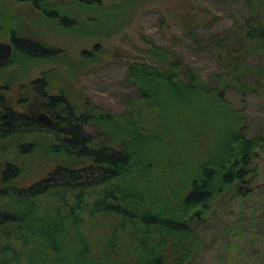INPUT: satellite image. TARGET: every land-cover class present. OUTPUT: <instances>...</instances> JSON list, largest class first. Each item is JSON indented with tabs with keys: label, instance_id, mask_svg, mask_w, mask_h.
Instances as JSON below:
<instances>
[{
	"label": "trees",
	"instance_id": "16d2710c",
	"mask_svg": "<svg viewBox=\"0 0 264 264\" xmlns=\"http://www.w3.org/2000/svg\"><path fill=\"white\" fill-rule=\"evenodd\" d=\"M72 1L84 6L101 4L100 0ZM221 1L240 4L245 14L234 19L223 34L214 33L205 40L204 49L220 67L219 73L207 79L196 66L176 61L165 47L152 44L147 52L154 63L136 61L128 67L127 81L137 96L124 99L125 110L119 115L101 114L99 109L81 112L64 94L49 95L44 77L32 86L46 100L50 124L13 113L0 94V159H5L0 201L25 205L19 213L0 209V264H38V255L44 264L46 256L51 264H72L75 254L89 258L104 245L110 244L111 249L119 245L118 239L134 243L135 255L146 257L142 264H168L159 251H166V244L177 246L178 240L191 238L194 231H189L186 221L164 213L171 205L164 195L181 192V203L175 206L190 209L192 218L201 223L215 196L235 183L248 184V176L258 175L254 162L257 152L264 151V130L251 135L246 109L229 102L226 92L240 95V104L247 95L264 98V0ZM11 41L13 57L43 59L56 54L14 33ZM81 56L90 53L82 51ZM90 125H98L95 136L86 129ZM23 138L29 141L20 144ZM38 138L46 143L35 142ZM201 144L203 159L197 155ZM182 146L187 148L183 154L189 166L183 167L188 170L184 176L190 178L189 187L183 190L182 181L175 180L165 183L162 191L156 189L163 167L162 162L156 165L151 160H165L168 166L173 155L185 164V157L173 152ZM55 155L82 165H57L25 188L11 183L21 172L13 158L37 160ZM159 198L161 216L152 213ZM106 226H111L110 231ZM81 231L100 237L92 246ZM59 238L64 245L66 238L72 240L69 251ZM150 238L157 242V249L147 245ZM81 264H91V260Z\"/></svg>",
	"mask_w": 264,
	"mask_h": 264
},
{
	"label": "rangeland",
	"instance_id": "374dc122",
	"mask_svg": "<svg viewBox=\"0 0 264 264\" xmlns=\"http://www.w3.org/2000/svg\"><path fill=\"white\" fill-rule=\"evenodd\" d=\"M100 3L99 6H84L72 0H36L35 3L0 0V41L9 42L14 33L56 53L43 59L12 57L0 67V94L13 113L26 118L41 113L49 117L45 100L36 95L32 86L33 80L44 77L49 95L64 94L81 112L99 109L101 114H122L124 99L137 96V90L127 81L128 67L136 61L154 63L147 52L152 44L165 47L176 61L196 66L201 77L207 79L213 73H219L220 67L213 54L204 49L205 40L211 34H223L234 19L245 14L240 4H225L221 0H100ZM82 51L89 52L90 56L82 58ZM226 99L235 107L246 109L251 135L264 130V98L247 95L245 102L240 104L243 98L228 91ZM86 129L95 136L98 125ZM18 141L25 144L29 140ZM34 141L46 143V139ZM186 150L182 146L174 148L173 152L184 156ZM204 150L201 144L197 151L199 159H203ZM257 153L254 163L259 168L258 175L255 178L248 176V184L235 183L222 195L215 196L210 210H206L205 222H196L190 209L175 206L181 203V192L164 195L166 203L171 204L164 213H169L174 220L186 221L189 231H194H191V238H181L177 246L166 244V251H159L168 264H264V151ZM184 157L185 164H179L177 157L172 155L168 166L165 160H151L156 165L162 162L160 168L163 167L160 170L163 179L156 181V189L162 191L167 186L165 183L175 180L182 181L183 190L189 187L190 178L184 176L189 161ZM30 158L12 159L21 168L20 175L11 181L16 188H25L43 179L57 165L69 168L82 165L57 155L37 160ZM4 160L0 159V174ZM160 199L151 210L161 216L163 204ZM23 206L10 199L0 201V209L12 213L21 212ZM106 227L110 231L111 226ZM150 232L151 238L156 239L153 230ZM85 233L81 231L92 246L100 237L99 233L92 236ZM151 238L146 240L147 245L157 249V242ZM61 240L69 251L72 240L66 238L65 245ZM118 240L119 245L112 249L110 244L104 245L89 258L75 254L72 264H81L85 259L91 260V264L146 262V257L135 255L133 242ZM42 258L38 255L36 263L44 264ZM45 259L51 264L50 258L46 256Z\"/></svg>",
	"mask_w": 264,
	"mask_h": 264
},
{
	"label": "water",
	"instance_id": "95a60500",
	"mask_svg": "<svg viewBox=\"0 0 264 264\" xmlns=\"http://www.w3.org/2000/svg\"><path fill=\"white\" fill-rule=\"evenodd\" d=\"M20 2L34 1V0H15ZM12 47L10 44L0 42V62L6 61L11 57ZM36 121L43 122L44 124H50L51 118H49L45 113H41L34 117Z\"/></svg>",
	"mask_w": 264,
	"mask_h": 264
},
{
	"label": "flooded vegetation",
	"instance_id": "af4514ba",
	"mask_svg": "<svg viewBox=\"0 0 264 264\" xmlns=\"http://www.w3.org/2000/svg\"><path fill=\"white\" fill-rule=\"evenodd\" d=\"M12 1V0H11ZM13 1H15V0H13ZM16 2H20V1H16ZM25 2H32V3H35L36 2V0H34V1H25ZM0 42H2V41H0ZM3 43H7V44H10L11 45V47H12V54H11V57L8 59V60H6V61H3V62H0V67H3L13 56H14V47H13V43H12V41H11V36H10V39H9V42H3ZM46 49H49V48H46ZM41 77H38L37 79H35V80H38V79H40ZM35 80H33V81H35ZM32 81V82H33ZM36 93V92H35ZM36 95L37 96H39L37 93H36ZM40 97V96H39ZM41 99H43V100H45L44 98H42V97H40ZM45 102H46V100H45ZM46 107H47V103H46ZM29 118H31V119H35V118H32V117H29Z\"/></svg>",
	"mask_w": 264,
	"mask_h": 264
}]
</instances>
